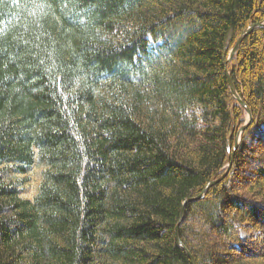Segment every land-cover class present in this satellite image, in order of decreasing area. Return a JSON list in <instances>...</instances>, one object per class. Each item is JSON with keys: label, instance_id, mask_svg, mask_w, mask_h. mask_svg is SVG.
Listing matches in <instances>:
<instances>
[{"label": "trees", "instance_id": "1", "mask_svg": "<svg viewBox=\"0 0 264 264\" xmlns=\"http://www.w3.org/2000/svg\"><path fill=\"white\" fill-rule=\"evenodd\" d=\"M260 21L264 0H0V264H264V26L228 61ZM227 68L253 120L196 198L245 122Z\"/></svg>", "mask_w": 264, "mask_h": 264}, {"label": "water", "instance_id": "2", "mask_svg": "<svg viewBox=\"0 0 264 264\" xmlns=\"http://www.w3.org/2000/svg\"><path fill=\"white\" fill-rule=\"evenodd\" d=\"M264 26V21H260V22H257V23H252L250 24L247 28H245L242 33L240 34V36L238 37L235 45L233 46V48L231 49L230 51V55H229V60L228 61H231L232 58L234 57V55L236 54V52L238 51L242 41L244 40V38L249 34L251 33L255 28H258V27H263ZM228 71V77H229V85H230V89H231V92L233 94V96L237 99V101L245 108V112L247 114V117H246V121L245 123L240 127L239 131H238V134H237V138H236V143L234 145V149L231 153V156H230V160H229V164H228V168L227 170L225 171V173L223 175H221L220 177L218 178H215V179H212L207 185L206 187L204 188L203 192L196 198H202L205 193L207 192V190L215 185L216 183L220 182L221 180H223L230 167H231V164H232V161L234 159V156H235V152H236V149L238 148V145L240 143V140H241V137H242V134L243 132L246 130V128L249 126V124L252 122L253 120V114L249 108V106L246 104V102L244 101L243 97L239 94V92L237 91L236 89V85L231 77V73L230 71L227 69ZM185 207H186V204L184 205V208H183V211H182V215H181V221L182 219L184 218L185 216ZM177 242L179 245L181 246H184V243L181 239V236H180V233H179V226L177 228ZM185 247V246H184ZM186 248V247H185ZM187 249V248H186ZM188 251V250H187ZM190 257H191V260H192V263L193 264H197L195 258L192 256V254L188 251Z\"/></svg>", "mask_w": 264, "mask_h": 264}, {"label": "rangeland", "instance_id": "3", "mask_svg": "<svg viewBox=\"0 0 264 264\" xmlns=\"http://www.w3.org/2000/svg\"><path fill=\"white\" fill-rule=\"evenodd\" d=\"M247 117V114H245V118ZM244 133V132H243ZM237 134H238V132H237ZM243 135V134H242ZM237 138V137H236ZM242 138V137H241ZM256 150V149H255ZM248 249V251H251V248H247Z\"/></svg>", "mask_w": 264, "mask_h": 264}, {"label": "bare ground", "instance_id": "4", "mask_svg": "<svg viewBox=\"0 0 264 264\" xmlns=\"http://www.w3.org/2000/svg\"><path fill=\"white\" fill-rule=\"evenodd\" d=\"M232 48H233V47H232ZM230 51H231V50H230ZM236 53H237V52H236ZM229 55H230V53H229ZM235 55H236V54H235ZM235 55H234V56H235ZM228 60H229V58H228ZM227 69H228V68H227ZM228 70H229V69H228ZM227 72H228V71H227ZM231 77H232V76H231ZM229 86H230V85H229ZM230 90H231V89H230Z\"/></svg>", "mask_w": 264, "mask_h": 264}]
</instances>
